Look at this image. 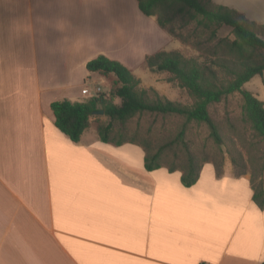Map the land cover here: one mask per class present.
Masks as SVG:
<instances>
[{"label":"crops","instance_id":"0c3cea01","mask_svg":"<svg viewBox=\"0 0 264 264\" xmlns=\"http://www.w3.org/2000/svg\"><path fill=\"white\" fill-rule=\"evenodd\" d=\"M149 18L136 0H0V264L264 262L249 175L205 164L186 188L146 171L140 147L100 141L92 119L78 143L55 126L51 104L85 101L102 80L87 63L125 64Z\"/></svg>","mask_w":264,"mask_h":264},{"label":"trees","instance_id":"16d2710c","mask_svg":"<svg viewBox=\"0 0 264 264\" xmlns=\"http://www.w3.org/2000/svg\"><path fill=\"white\" fill-rule=\"evenodd\" d=\"M136 2L140 12L153 18L172 39L188 42L193 37L192 46L205 56V60L200 62L176 51L161 50L144 58L151 71L169 74V81L176 82L186 91L191 105L174 103L152 88H141L140 80L123 64L98 56L89 61L86 68L89 73L116 78L118 87L112 91V96L118 98L120 104H114L103 94L83 102H54L50 107L55 126L72 142L78 143L90 127L94 112L101 110L110 122L95 126L100 141L116 146L130 143L140 147L144 152L146 171L165 169L169 173L178 172L180 182L186 188L197 183L205 164L214 167L217 177L223 174L221 156L224 149L233 166L234 176L249 174L252 200L260 210H264V103L243 89L253 77L264 73V25L211 0ZM190 26L193 27L192 33L183 34L182 31ZM222 26L231 28L233 39L218 38L217 31ZM234 94L241 98L240 128L232 126L224 132L212 118L210 108ZM145 113L180 117L185 124L206 125L214 146L210 148L213 153L193 151L184 140V129L175 138L156 147L151 141L137 137L129 140L111 137L114 122L124 126ZM166 150L173 151L170 157Z\"/></svg>","mask_w":264,"mask_h":264},{"label":"rangeland","instance_id":"374dc122","mask_svg":"<svg viewBox=\"0 0 264 264\" xmlns=\"http://www.w3.org/2000/svg\"><path fill=\"white\" fill-rule=\"evenodd\" d=\"M228 1L242 8L246 13L247 19L264 25V0ZM149 19L152 21L153 26L150 37L147 38V42L142 49L143 51L138 49L124 51L122 53V57L125 64H122L128 68L137 79L140 80L141 88H152L158 93V95L174 103L191 105L192 102L186 91L180 88L176 82H170L169 74L165 72H154L148 69L144 63V59H141L140 54L142 52L149 55L161 50L169 52L176 51L181 53L186 58L196 59L200 62L205 60V56L192 46V42L195 41L193 37H190V41L188 42L174 40L165 31H162L161 28H158V25H156V22L153 18ZM192 31L193 27L190 26L188 29L183 30L182 33L190 34ZM217 36L219 39H233L231 28L225 26H222L218 29ZM169 38H171V40H169ZM203 39H205V37ZM101 78L102 80L94 79L93 81L98 82L102 90V94L106 97V99L112 101L114 104H120V100L112 96V91L118 87L116 78L113 75L101 76ZM88 88L92 89L94 87L89 86ZM243 89L252 93L259 101L264 103V73L262 76L258 75L253 77L243 86ZM240 106L241 98L238 94H234L227 97L219 104L212 106L210 108V114L212 118L220 125L222 130L224 132H228L232 126L240 128ZM91 119L93 120L94 126L99 124H107L110 122L109 118L103 114H94ZM185 123V120L180 117L159 116L145 113L143 115L134 117L124 126L114 122L111 137H114L115 139L123 138L127 140L137 137V139L142 141H151V143L156 147L175 138L178 132L181 129H184V140L189 143L190 148L193 151H208L213 153L210 148L214 146L208 137L209 131L206 125H197L194 122L188 124ZM222 150V169H224V166L227 164L231 165L233 169L229 156L224 153V149ZM166 153H168L170 157L173 151L166 150Z\"/></svg>","mask_w":264,"mask_h":264},{"label":"built area","instance_id":"2783aa9c","mask_svg":"<svg viewBox=\"0 0 264 264\" xmlns=\"http://www.w3.org/2000/svg\"><path fill=\"white\" fill-rule=\"evenodd\" d=\"M95 84V83H94ZM82 96L86 98L98 97L102 94V90L99 86H95L93 89H83L81 91Z\"/></svg>","mask_w":264,"mask_h":264},{"label":"water","instance_id":"95a60500","mask_svg":"<svg viewBox=\"0 0 264 264\" xmlns=\"http://www.w3.org/2000/svg\"><path fill=\"white\" fill-rule=\"evenodd\" d=\"M94 114H100V115H102L103 114V111H97V112H94Z\"/></svg>","mask_w":264,"mask_h":264}]
</instances>
